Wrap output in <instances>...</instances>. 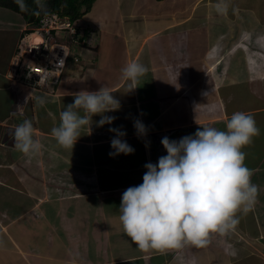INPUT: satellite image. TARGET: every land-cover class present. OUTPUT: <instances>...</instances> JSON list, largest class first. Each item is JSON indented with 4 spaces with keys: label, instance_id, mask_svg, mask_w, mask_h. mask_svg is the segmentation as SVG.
<instances>
[{
    "label": "crops",
    "instance_id": "obj_1",
    "mask_svg": "<svg viewBox=\"0 0 264 264\" xmlns=\"http://www.w3.org/2000/svg\"><path fill=\"white\" fill-rule=\"evenodd\" d=\"M217 2L96 0L82 18L98 29L95 48L81 49L84 65L69 64L55 93L36 90L24 113L6 73L25 20L0 9V264H264V0H226L224 15ZM106 34L108 71L99 62ZM133 61L147 72L128 91L121 70ZM101 87L119 101L103 113L116 119L97 126L102 115H93L72 150L62 148L51 135L59 113L75 93ZM237 111L253 115L261 132L243 149L259 189L252 209L204 247L138 248L124 233L119 206L122 193L143 182L144 165L167 154L161 139L179 140L203 125L226 130ZM25 119L41 143L35 155L18 151L10 134ZM109 128L126 132L122 139L135 151L110 156L116 134Z\"/></svg>",
    "mask_w": 264,
    "mask_h": 264
},
{
    "label": "clouds",
    "instance_id": "obj_2",
    "mask_svg": "<svg viewBox=\"0 0 264 264\" xmlns=\"http://www.w3.org/2000/svg\"><path fill=\"white\" fill-rule=\"evenodd\" d=\"M18 3L24 10L23 0ZM215 10L226 14V0H218ZM82 56L81 61L86 60ZM81 61L74 63L83 66ZM121 71L123 79L131 81L128 91H132L147 68L133 61ZM31 98L24 106L30 104ZM35 102L43 106L46 99L36 96ZM119 106L108 88L81 90L75 93L74 103L59 113L60 123L51 129V135L62 148L72 150L84 126H91L93 115H102L97 126L111 124L116 117L103 113ZM134 128L138 135L146 133L145 125L138 119L134 121ZM109 131L116 134L110 141L114 149L110 156L135 151L122 139L126 132L121 128H109ZM259 133L253 115L237 111L227 120L226 130L203 125L194 134L179 140L163 137L161 144L167 154L160 156L157 163H146L143 182L122 193L119 219L124 233L141 250L163 251L180 249L186 244L204 247L210 234L223 235L234 229L239 223L237 213L250 211L258 196V186L251 181L253 171L244 163L243 148ZM10 134L15 141L14 147L24 155L40 152L41 143L34 138L31 120L25 119Z\"/></svg>",
    "mask_w": 264,
    "mask_h": 264
},
{
    "label": "built area",
    "instance_id": "obj_3",
    "mask_svg": "<svg viewBox=\"0 0 264 264\" xmlns=\"http://www.w3.org/2000/svg\"><path fill=\"white\" fill-rule=\"evenodd\" d=\"M97 39L91 24L55 11L43 14L36 23L25 21L6 73L18 111L24 113L36 90L55 93L67 66L80 62Z\"/></svg>",
    "mask_w": 264,
    "mask_h": 264
},
{
    "label": "trees",
    "instance_id": "obj_4",
    "mask_svg": "<svg viewBox=\"0 0 264 264\" xmlns=\"http://www.w3.org/2000/svg\"><path fill=\"white\" fill-rule=\"evenodd\" d=\"M96 0H23L24 10L18 0H0V6L21 14L24 20L35 22L49 12L57 11L68 14L74 20L82 18L88 13Z\"/></svg>",
    "mask_w": 264,
    "mask_h": 264
},
{
    "label": "rangeland",
    "instance_id": "obj_5",
    "mask_svg": "<svg viewBox=\"0 0 264 264\" xmlns=\"http://www.w3.org/2000/svg\"><path fill=\"white\" fill-rule=\"evenodd\" d=\"M2 11H4V12H9V13H12V17L10 18L11 20H21V17H20V14L19 13H17V12H15V11H11V10H9L8 8H6V9H4V8H0ZM82 21H84V20H82ZM22 27V26H21ZM21 29V28H20ZM19 37H20V34H19ZM19 37H18V40H19ZM18 42V41H17ZM16 42V43H17ZM101 47H102V53H101V55H100V57H99V62H101V65H102V69L104 70V71H108V67H109V56L112 54V50L113 49H110L109 48V39H108V36H107V34L106 35H104V37L102 38V40H101ZM114 52H123V50H115ZM123 61H124V59L123 58H121L120 60H119V62L118 63H116V65L118 66V67H120L121 65H123ZM82 63H84L85 62V60L84 61H81ZM99 64V63H98ZM264 69V68H263ZM262 69V70H263ZM103 73H105V72H103ZM106 74V73H105ZM242 88V87H241ZM261 135V132L259 133V135H257V136H254L253 138H252V141H251V143L249 144V145H251V146H253V142H254V139H257L259 136ZM244 149V148H243ZM244 151V150H243Z\"/></svg>",
    "mask_w": 264,
    "mask_h": 264
}]
</instances>
